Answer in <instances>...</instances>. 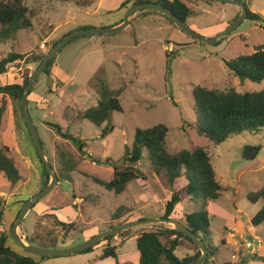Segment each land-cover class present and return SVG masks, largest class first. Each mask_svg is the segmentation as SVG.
<instances>
[{
    "label": "rangeland",
    "instance_id": "1",
    "mask_svg": "<svg viewBox=\"0 0 264 264\" xmlns=\"http://www.w3.org/2000/svg\"><path fill=\"white\" fill-rule=\"evenodd\" d=\"M125 1L28 0L26 4L36 13L34 28L19 31L12 40L0 42V56L12 52L27 53L31 59L32 52L47 55L54 42L70 32L120 23L126 12V9L120 11V7ZM184 1L198 12L197 16L188 19L189 26L209 37L216 35V30L222 26L227 28L241 13V8L235 5L211 4L206 0ZM246 2H250L252 11L264 15V0ZM261 45L264 46V29L260 22L251 19H246L216 45L193 39L158 11L146 10L136 15L128 28L114 35L85 34L72 38L55 56L60 68L55 80L51 82L43 74L29 95L31 117L60 181L28 212L18 227L19 233L25 240L27 236L38 234L44 239L57 238L59 246L69 248L119 226V222L158 218L164 214L165 203L173 192L187 185L188 179L182 172L171 186L165 170L160 174L152 171L148 150L133 167L138 177L121 194L107 190L92 177L110 180L114 168L106 163L107 159L124 167L126 148L133 145L138 130L162 123L169 127L166 142L173 152L196 145L209 149L217 178L225 189L219 200L205 205L203 197L194 196L182 206H176L174 213L183 216L205 207L212 218L210 240L214 248H218L215 260L219 264H245V260L255 254H243L251 250L245 245L246 239L251 238L250 223L264 204L262 199L256 203L249 199L251 192L264 187V131L257 134L244 132L220 145L211 144L195 129L197 117L192 90L196 84L235 89L239 93L264 89V80L242 81L223 60L251 54ZM167 53L171 54L169 62ZM36 71L35 66H27L24 62L11 64L7 73L0 77V84L14 83L17 79L21 82L23 76H33ZM98 78L106 80L113 88H126L122 95L124 111L113 112L102 127L79 118L82 111L98 104ZM13 116L17 119L12 120ZM109 123L113 131L103 138L101 131ZM57 125L64 132L82 139L85 152L62 136ZM32 140L21 114L14 112V103L9 98L0 128V141L9 146L23 179L10 186L0 175V205L6 209L0 232L11 230L24 205L22 201L32 198L46 186L45 169ZM248 147L261 148L255 159L244 157ZM93 159L103 162L97 163ZM70 164L76 165L77 169L72 171ZM50 180L51 177L48 183ZM58 220L74 222L76 230L65 238ZM162 225L168 224H155ZM234 226L238 227L236 237L225 234V228ZM139 227L150 228V225ZM49 232L51 236H47ZM253 233L264 241V223ZM238 245L241 246L239 250ZM8 246L21 250L13 236ZM119 250L120 259L139 253L136 239L129 238ZM102 251L100 247L89 252L52 257L40 264H93L99 261L95 258ZM186 252L182 247L176 253L182 258ZM238 252L241 257L235 260L233 257ZM262 252L264 245L256 253L262 255ZM252 264L264 262L255 260Z\"/></svg>",
    "mask_w": 264,
    "mask_h": 264
},
{
    "label": "trees",
    "instance_id": "2",
    "mask_svg": "<svg viewBox=\"0 0 264 264\" xmlns=\"http://www.w3.org/2000/svg\"><path fill=\"white\" fill-rule=\"evenodd\" d=\"M26 1L28 0H0V42L12 40L14 34L19 31L34 28L36 13L26 4ZM241 1L247 5V19L260 22L264 29V15L252 11L250 9V2H246V0ZM207 2L217 4V2L214 1ZM137 3H156L164 5L187 23L189 18L198 15V12L193 7H190L184 0H126L122 3L120 10L127 9L129 6ZM146 11L156 12L155 10ZM161 14L165 16L171 24L178 27L167 15ZM58 42L59 40L55 41L53 45L55 46ZM219 43L220 41H218L216 45ZM31 54L33 56L32 59L30 57L31 55L27 53L21 54L12 52L6 56H0V77L7 73L8 67L11 64H21V62H24L27 66H35V70H37L46 55H39L33 52ZM170 57L171 54L167 53L168 62L170 61ZM223 60L226 62L229 70L242 81L249 79L254 82H261L264 80V46L262 45L251 54H240L233 60ZM55 65L56 57L49 62L44 71V74L50 77L49 81L51 82L54 81L51 78ZM31 77L32 75H26L25 77L23 76L21 82L17 79L14 83L0 84V95H3L2 104L0 105V128L3 122V116L8 109L9 98H11L14 103V112L17 115L21 114V99ZM49 84L51 85L52 83ZM125 89L124 86L113 88L106 80L98 78V104L90 106L82 111L79 118L87 119L93 124L102 127L105 122L111 118L113 112L124 111L122 95ZM32 92L33 90L31 93ZM192 93L195 102L194 111L197 117L194 123L195 129L199 135L209 139L211 144L220 145L230 137L244 132L256 134L263 133L264 89L254 92L239 93L235 89L208 88L196 84L193 86ZM24 124L27 127L25 121ZM57 130L62 136L72 140L81 152H85V145L82 139L76 138L69 132H64L58 125ZM112 131L113 127L111 128L109 123V125L102 129L101 137L106 138ZM28 133L30 134L29 129ZM168 133L169 127L162 123L152 127L140 128L133 145L126 148L123 162L125 166L120 167L117 163L112 162L111 159H107L106 163L114 168L113 177L110 180H104L92 176L93 180L104 186L107 190L114 191L116 194L123 193L129 183L138 177L133 167L143 159L145 150H148L152 171L156 174H160L165 170L168 182L171 186H173L177 178L182 176V172H184L185 177L188 179L187 185L173 192L171 198L165 203L163 217H171L176 206L186 198L201 196L204 198L205 205L211 201L221 199L225 189L217 178V172L213 165L209 149L204 146L196 145L192 148H185L173 152L166 142ZM93 161L97 163L103 162L99 159H93ZM69 167L72 171L77 169L76 165L73 166L70 164ZM44 169L46 173L45 185H47L50 175L45 166ZM0 175L8 181L10 186L17 185V183L23 179L17 160L10 155L9 147L1 141ZM58 181H60L59 178ZM28 199L29 198L22 201V204ZM249 199L254 203L260 199L264 202V187L255 192H251L249 194ZM5 211V207L0 205V226L4 224ZM185 220L186 225L198 237L205 241L209 255L204 264H219L214 260L218 248H214L210 240L212 218L208 210L202 207L195 212L187 214ZM57 223L64 230L65 238H68L69 234L73 230H76V224L74 222L68 223L58 220ZM123 223L126 222H119L118 225ZM263 223L264 204L261 210L253 217L251 225L259 226ZM162 226L163 227L153 226L137 234V249L140 252V264H185L198 258L202 254L198 244L190 237L174 228L167 227L166 225ZM131 234L132 231L129 230L120 233L119 236L128 237ZM51 235L52 233L50 232L47 234V236ZM11 237V230L0 232V264H40L41 261L52 258L35 255L22 249L20 251L13 250L8 246V241ZM114 238L115 236H110L82 252L93 251L98 245L105 242L103 251L101 255L98 256L97 260L112 257L116 259L117 264H122L118 258V246L114 243ZM26 240L30 244L42 247L61 248V246H59L60 241L57 238L44 239L38 234L36 236H27ZM182 247L194 248L195 253L180 258L176 252ZM251 259L264 262V256L257 254L252 255Z\"/></svg>",
    "mask_w": 264,
    "mask_h": 264
},
{
    "label": "water",
    "instance_id": "3",
    "mask_svg": "<svg viewBox=\"0 0 264 264\" xmlns=\"http://www.w3.org/2000/svg\"><path fill=\"white\" fill-rule=\"evenodd\" d=\"M206 1H214L217 3H225L230 5H235L241 8L240 15L224 30L220 31L216 35L209 37L206 35H203L194 29H192L189 24L185 21H183L180 17L175 15L173 11L160 4L156 3H137L129 6L126 9V12L124 14L123 20L113 26L110 27H91V28H83L81 30H76L75 32H70L66 36H64L62 39L59 40V42L53 47V49L46 55L44 60L41 62L39 68L37 71L33 74L31 77L28 85L26 86L25 92L21 99V114L26 122V125L30 131V134L33 139V143L35 145V148L37 150V153L39 157L41 158L47 172L49 173L51 180L50 182L38 193H36L32 198L28 199L18 216L17 221L12 226L11 232L13 238L17 241V243L20 245L21 249L29 251L35 255L44 256V257H58V256H66V255H72L78 252H82L97 243H99L102 240H105L106 238L110 236H116L119 235L122 232H126L129 230H132L134 227L142 226V225H150L155 226V224L158 223H164L171 226V228H174L183 234L190 237L193 241H195L201 250V255L185 264H204L207 261L209 252L205 245V241L198 237L185 223L181 222L180 220L174 218V217H159V218H150V219H143V220H134L131 222H127L124 224H121L117 227H114L113 229L106 230L104 232H101L84 242L74 246V247H67V248H47L38 246L35 244H30L23 235H21L18 231V227L21 224V222L25 219L28 212L32 209V207L42 198L47 196L54 188L56 183L58 182V176L56 172L53 169V165L45 151V148L43 146L39 131L37 129V126L35 125L31 114L28 109V98L31 93L32 88L38 81V79L44 74L45 69L47 68L49 62L57 56V54L60 52L62 47L67 44L72 38L78 36V35H85V34H115L118 32H121L128 28L133 18L140 13L143 10H155L160 13H163L164 15H167L185 34L190 36L193 39H196L198 41L214 44L220 41L222 38L230 35L234 31H236L240 25L247 19L248 16V8L246 3H244L241 0H206ZM261 148L256 147H248L244 153V157L247 159H255L257 156L258 151ZM163 227V226H161ZM145 229V228H141Z\"/></svg>",
    "mask_w": 264,
    "mask_h": 264
},
{
    "label": "crops",
    "instance_id": "4",
    "mask_svg": "<svg viewBox=\"0 0 264 264\" xmlns=\"http://www.w3.org/2000/svg\"><path fill=\"white\" fill-rule=\"evenodd\" d=\"M121 11V10H120ZM123 20V18L121 19V21ZM120 21V22H121ZM118 24V23H117ZM116 25V24H115ZM226 27V26H225ZM221 29H225L223 26L221 27V28H219V29H217L216 31L219 33V31H221ZM216 32V33H217ZM60 68L58 67V65L56 64L55 65V67L53 68V71H52V78L51 79H53V80H55V78H56V74H57V70H59ZM49 79H50V77H48ZM28 101H29V98H28ZM28 109H29V103H28ZM13 111V110H12ZM29 112H30V109H29ZM17 119V117H15V116H13V118H12V120H16ZM7 145V144H6ZM8 146V145H7ZM9 147V146H8ZM37 191H39V190H37ZM187 199H189V200H191V198H186L185 200H183L182 202H180L177 206H182V203L184 202V201H186ZM211 202H213V201H211ZM76 203V202H75ZM75 205H78V203L77 204H75ZM177 208V207H176ZM175 208V209H176ZM201 208V207H200ZM174 212H175V210H174ZM173 212V214L171 215V217H174V218H176V219H178V220H180L181 222H183V223H185L186 222V220H185V217H186V215L187 214H189V213H184L183 214V216H179V215H177L176 213H174ZM163 214V213H162ZM162 214H161V216H162ZM182 215V214H181ZM160 216V217H161ZM159 218V217H158ZM135 220V219H134ZM134 220H131V221H134ZM136 220H138V219H136ZM127 223V222H126ZM186 224V223H185ZM251 224V223H250ZM149 226V225H148ZM260 226V225H259ZM259 226H252L251 228H249V232H251V235H257V234H255V233H253V230L255 229V228H257V227H259ZM138 227L139 226H137V227H134L132 230H130V231H132V234L130 235V236H128V237H120L119 235H116L115 236V238H114V243L118 246V252H119V254L121 253L120 252V250H119V247H120V245H122V244H124L129 238H135L136 239V244H137V234L139 233V232H142V231H144V230H147V229H149V228H147V227H145V229H141L142 227H139V229H138ZM151 227H153V226H150V228ZM167 227H170L171 228V226H169V225H167ZM147 228V229H146ZM237 228L238 227H236V226H234V227H227V228H225V234H227L228 236L234 231V230H236L237 232H233V233H238V230H237ZM251 235H250V237H251ZM236 236H237V234H236ZM245 236V235H244ZM244 236H241V237H244ZM258 237H260V238H262L261 236H259L258 235ZM263 239V238H262ZM224 243L225 244H227V239H225L224 240ZM104 244H105V242L104 243H101L100 245H98L96 248H102V250H103V248H104ZM245 245H246V243H245ZM241 247V246H240ZM240 247H239V245H238V250L240 249ZM62 248V247H61ZM95 248V249H96ZM185 248V247H184ZM180 249V248H179ZM186 250H187V252L184 254L185 256L186 255H193L194 253H195V251H194V248H188V247H186L185 248ZM257 249H260V248H257ZM240 252V251H239ZM239 252H238V254H236L237 255V257H241V255L239 254ZM260 252H261V250H260ZM248 253H252V250H249V251H247L246 253L245 252H243V254H248ZM253 254V253H252ZM255 254H257V255H260L259 253H255ZM255 254H253V255H255ZM101 255V254H100ZM184 255L182 256V257H184ZM99 256V255H98ZM245 256V255H244ZM260 256H264V253L262 252V255H260ZM118 258H119V255H118ZM245 258V257H244ZM251 259V258H250ZM245 260V264H252L253 262H255V260ZM214 260H215V258H214ZM95 261H97V258H95ZM119 261L122 263V264H129L130 262H132L133 264H140V252L138 253V252H134V253H131V254H129V255H126V256H124V257H121V259L119 258ZM240 262V260L238 261V263ZM93 264H117V261H116V259H114V258H112V257H109V258H106V259H103V260H99L98 262H96V263H93Z\"/></svg>",
    "mask_w": 264,
    "mask_h": 264
},
{
    "label": "built area",
    "instance_id": "5",
    "mask_svg": "<svg viewBox=\"0 0 264 264\" xmlns=\"http://www.w3.org/2000/svg\"><path fill=\"white\" fill-rule=\"evenodd\" d=\"M169 50L172 51V48H170ZM230 235L232 237H236V234L233 233V232ZM245 243L252 248L251 250H252L253 253L258 252L257 248L258 247L260 248L261 246L264 245V241L262 240V238L258 237V235H251V238L250 239L247 238ZM233 258L236 260L238 257H237V255H234Z\"/></svg>",
    "mask_w": 264,
    "mask_h": 264
},
{
    "label": "clouds",
    "instance_id": "6",
    "mask_svg": "<svg viewBox=\"0 0 264 264\" xmlns=\"http://www.w3.org/2000/svg\"><path fill=\"white\" fill-rule=\"evenodd\" d=\"M162 217H163V216H162ZM258 248H259V247H258ZM251 249H252V248H251ZM235 255H236V254H235ZM238 258H239V257H238ZM238 258H237V259H238ZM237 259H236V260H237Z\"/></svg>",
    "mask_w": 264,
    "mask_h": 264
}]
</instances>
